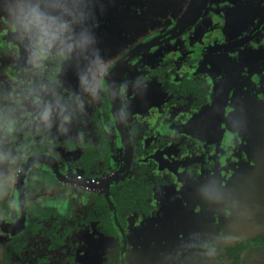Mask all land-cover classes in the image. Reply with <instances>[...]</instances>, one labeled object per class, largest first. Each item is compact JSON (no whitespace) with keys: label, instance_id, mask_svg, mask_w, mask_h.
Listing matches in <instances>:
<instances>
[{"label":"flooded vegetation","instance_id":"flooded-vegetation-1","mask_svg":"<svg viewBox=\"0 0 264 264\" xmlns=\"http://www.w3.org/2000/svg\"><path fill=\"white\" fill-rule=\"evenodd\" d=\"M50 2L56 4V0H42L41 10H44L45 13L51 12L50 14H55L54 16L56 17L66 16L64 12L62 13L59 10L58 4L54 8H50L48 6ZM124 2V0H117V4H114L113 10L118 11L121 8L125 10ZM243 2L245 0H235L234 2L232 0L188 1L187 7L176 19L172 20V22L170 21V24L149 32L144 38L128 48L112 52L113 54L109 57L111 59L106 64L108 74L104 77V85L98 92L99 97L93 99L92 97L85 96L84 108L82 114L79 115V119L73 120L69 125H64L67 130L75 126L72 132L73 135L67 134L66 138H57L56 135L62 132L56 131L54 133L53 128H51L48 132V136L52 139V150L50 152L35 153L23 160L18 166H5L2 173L17 190V178L23 164L34 156L50 157L53 159L54 165L46 161L38 163L47 164L53 171L55 170L60 177V181H63L69 187V191L74 190L76 187L84 189L82 191L86 193L87 200L92 203L89 205L90 208L97 206L95 199L90 197L92 192L104 197L113 213L115 221V226L113 227L115 228L114 233L104 232L102 230V228H105L104 225L100 227L97 221L91 220L90 223L67 236L69 238L66 239L69 241H66L65 244H70V239L76 236V234L85 233L86 235L80 238V242L83 241L82 244L86 247L88 240L92 241L90 247L92 253L95 254L97 249L101 250L102 248L97 247V243L93 239L115 238L118 244L117 250L112 251L110 254L108 252L105 255L104 262L100 264H130L129 254L132 253L134 256L137 255V259L131 262L132 264H156V262L168 260L171 255L178 253L181 255L186 254L191 259L188 262L194 264V260H197V258L201 259L205 251L201 250L203 253L202 255H198V257L189 255V252H186L187 248L182 243V238H180L181 233L178 231L175 233L163 232L155 227L154 222L163 221L165 217H169L170 221L173 222L171 226L175 230L180 225L175 216L178 213L183 218L186 217L184 221L186 227L189 230H194L204 240L206 222L209 220L211 222L212 216L213 220L216 221V213L219 212L218 224L220 229L217 235L218 243H213L215 245L213 263L228 264L234 261L231 249L240 247V244L245 241L248 245L243 246L240 253V259L241 261L243 260V264L248 263L246 255L250 253L257 257L261 261V264H264V232L244 237L223 247L220 241L221 227L233 221L239 224L249 214L264 213V176H257L254 162H252L254 166L246 163L250 161V158L253 159L249 147L252 137L249 136L248 132L254 130L255 127L252 128L250 125L246 127L247 124L233 125L231 122H227L229 112L234 111L236 103L240 99H243V103L249 111H254L256 114V101H258L261 105L260 117L264 121V68L262 71L254 73L251 78H248L249 83L244 88L247 90L244 94L238 90L239 86L237 90L233 88L228 91L227 108L223 115L219 131L220 135L216 133V137L214 136L213 139L207 141L202 136L197 137L189 132H182L180 129L183 127L184 122L196 111L209 104L212 96V82L209 77L205 73L199 72L190 74L185 69V65L189 66L195 63L197 56L202 52H214L215 54L225 51L233 52L248 43L252 44V48H257V46L264 43V0L257 1L256 12L249 26L242 29L236 37L230 40H219L221 30L218 28L222 29V22L225 21L227 13L233 8L231 4L235 5ZM53 9L56 12L52 13ZM83 10L86 12L83 16L84 18L89 14L88 26L90 27L91 23L93 24V32H90L89 35H94L97 40H101L106 38L105 34L107 32L104 30L111 31L112 28L111 35H115L118 41L125 40V30L119 31L120 27H115L118 26L115 25V19L105 10L95 7L93 0H85ZM137 10L142 11V8H137ZM93 15L95 16L92 21ZM210 22L212 24L208 26L210 28L208 29L207 25ZM197 26L204 28L202 36L199 35L193 39V31ZM117 29L118 31H116ZM4 31L6 33L7 30L0 29V50L11 56L15 55V59L7 66L4 63L5 60L3 61L4 66L0 69V81H7L10 75H15L14 69L17 65L21 69L25 67L31 68V65H27L28 54L26 58H21L24 45L17 47L19 43L3 42L5 39ZM262 35L263 37L259 40ZM248 36L249 38H247ZM147 42H151V44L148 45L146 44ZM230 42L234 43L231 46H227ZM119 44L120 42L114 44V46L117 47ZM103 46L97 43L94 47L90 48V51H95L97 48L101 51ZM219 47H222V49H219ZM133 53H136L135 56L129 61L127 60L125 64L123 59H127V54L131 55ZM188 57L192 58L189 59ZM122 61L124 63L120 64ZM117 64L121 65V69L114 77V81L116 80L118 84L121 106V119L119 120L121 122L122 120L124 121V134L120 133L117 120L113 115L109 88L110 72ZM71 68H74V65H66L65 72L67 75L61 77V79L66 80L63 88L65 94L77 88L75 72L70 71L69 69ZM58 71L59 66L53 63L42 76L33 75V73L29 72L23 73L21 78L25 82V86L29 79H35L37 87H39L41 82L48 84L49 80L53 79ZM151 84H156L151 95L148 97L140 96V93L145 88L151 86ZM54 90H56V85L49 84L48 92L41 96V98L43 97V101L48 100ZM235 93L236 97H234ZM137 94L142 100L134 102ZM26 103L29 112L35 109L31 110L29 102ZM101 104L110 110L120 139L117 141L114 139L113 143L115 144L110 150L111 168L97 177H89L88 174L84 173L83 169L77 167L79 156L84 147L77 145L73 148H68L66 143L69 141L77 142L79 140L77 136L78 132H83L84 135H91L93 140L97 141L98 134L95 128L94 115ZM70 112L71 110L69 114ZM76 122H79V124H75ZM55 123H60L61 125V121L58 118ZM262 124L264 126V123ZM34 125L41 129L43 128L42 125L35 123ZM261 131L259 139L264 140V127ZM228 133L230 134V140L225 138ZM8 143H12L11 138L5 142L6 145ZM53 150L57 152V155L51 153ZM77 152L79 153L77 154ZM254 158L258 160L257 156H254ZM12 163L13 161L10 158L9 164ZM38 163L33 164L27 171L24 188L25 204L27 199L31 198L33 192H35L33 188H28L26 183L30 179L31 168ZM6 170L12 172L14 181H11V178L9 179L6 176ZM231 172L234 173L233 180L235 187H232L230 182H226ZM110 174L115 179L108 185L107 190H104L105 188L99 184L96 188H93L81 186L75 182L77 180L88 179L90 184L99 183ZM66 175L71 176L72 181L66 182L62 180L64 177L61 178V176ZM129 179L134 181L136 187L133 194H129L126 187ZM211 179L215 182L214 187L202 190L201 185H208ZM245 179L249 181V186L244 188L239 187V190H237L236 186L241 184V181ZM115 184L121 185L120 210L117 209L114 203L115 210H113L106 197V193L108 192L110 200L113 202L111 199V187ZM225 185H227L226 187L229 190L224 187ZM197 186L200 188L198 195L193 192ZM75 190L77 191V188ZM52 191L54 192V189ZM13 195L14 193H12V197ZM65 197L68 199L69 196ZM131 199L133 202L127 203V200ZM200 202H202L205 208L210 209L203 216H199ZM17 203L19 211L12 208L14 207L13 204L7 203L6 210L9 209L10 212H1L0 219L10 223L16 221L20 216L18 191ZM223 204L225 205L224 210L226 211V215L222 223L221 211L223 210ZM251 209L254 211L251 212ZM240 214L243 215L241 220H239ZM229 215L230 217L228 218ZM233 215H236V218L232 219ZM131 223L138 225L139 228L137 231L139 239L136 237V242L132 245L129 241L131 237L135 236L130 234ZM71 224L75 225V222L72 221ZM197 224H200V226L197 227ZM215 225L216 223H214V228L216 227ZM21 230L14 233L9 232V234L2 233L0 230V233L6 236V238H3L4 240L0 239V242H8ZM87 234L89 236L88 239ZM159 234H163L165 239L169 237L170 241L167 243L149 241L150 238L152 239V237ZM36 236L37 239L44 238L48 240L47 245H43V247L46 250V254H44L47 257L46 262L49 264L51 262V253L61 249L64 245H60L56 241L53 242L49 236L42 232L36 234ZM171 238L177 239L173 244L178 245L180 248L171 243ZM28 239L29 236H27L25 241L24 239H18L21 244L20 255L18 256L26 260L29 259V264H32L34 260H31L29 257H23V254L28 252L25 250V247L30 242ZM206 239L210 240V236L206 235ZM203 240L202 242L206 243V240ZM209 250L212 253V247ZM216 253L219 254L217 255ZM117 258L120 261H116ZM40 261L39 263L45 264L42 259ZM160 264H173V262L170 260Z\"/></svg>","mask_w":264,"mask_h":264},{"label":"rangeland","instance_id":"rangeland-1","mask_svg":"<svg viewBox=\"0 0 264 264\" xmlns=\"http://www.w3.org/2000/svg\"><path fill=\"white\" fill-rule=\"evenodd\" d=\"M124 9L121 8V10L114 11L113 6L114 4H117V0H93L95 7L100 8L102 10H105L108 12L114 19H115V27H120L119 31L125 30L124 38L125 40L118 41L115 37V35H111V31H107V34H105L106 38H103L101 40H97V43L99 45H104L102 47V50L100 51V60L103 61L105 64H108V60L113 53L112 52H118V50H122L125 48H128L129 46L134 45L137 43L140 39L144 38L149 32H153L157 30L158 28L165 26L167 24H170L172 20L176 19L183 10L187 7L188 1L191 0H124ZM233 2L235 0H232ZM257 1L258 0H245L243 3H237V4H231L233 7L230 9V12L227 13V17L225 19L222 26V29L220 27L218 28L221 30V34L219 35L220 41H226L230 40L237 36V34L244 29L245 27L249 26L251 23L253 16L256 12L257 7ZM3 0H0V3H2ZM9 7H14V5L18 2V0H8ZM25 3L29 2H35V0H23ZM136 5H135V4ZM58 4L59 10L65 14H71L72 16H75L76 18H81L86 14V12L83 10L85 7V0H56V4L54 2H50L48 6L50 8H54L55 5ZM142 8V11H138L137 8ZM50 11V10H49ZM44 12V10H43ZM56 12L54 9L52 13ZM48 15L54 16L53 14H50L51 12H46ZM56 17V16H54ZM67 18L66 16H62ZM60 18V17H57ZM86 22H88L89 14L85 17ZM171 21V22H170ZM212 22L208 23L207 28L210 29L208 26H211ZM88 25V23H87ZM198 25V24H197ZM201 26V24H199ZM215 28V27H214ZM0 29H6V33L4 35L5 39L3 42L7 43H19V36L18 34L12 33L11 29L8 27V20L7 17L0 16ZM204 28L196 27L193 31V39L197 36H202V31ZM118 31V29L116 30ZM10 33V34H9ZM120 34V33H118ZM111 35V36H110ZM122 35V34H120ZM110 36V37H109ZM263 35L260 37L259 40ZM119 45L114 46V44ZM258 42V41H257ZM256 42V44H258ZM91 47H94L91 46ZM166 47V46H165ZM252 44H246L242 46L241 48L229 52L225 51L222 53L215 54L214 52H202L199 53V56H197V60L195 63L190 64L189 66L185 65V69L189 71L190 74H196V72L199 73H205L209 79L212 82V96L210 98V102L208 105L202 107L196 113H194L189 119H187L183 127L180 128L182 132L184 131L191 133L194 136H202L205 140L213 139L215 134H219L220 127L222 124L223 115L225 113V109L227 108V93L230 89L235 88L237 90V87L239 86V89L243 94L247 91L244 88L248 86L249 79L253 76L254 73L260 72L264 68V43L257 46V48H252ZM167 48V47H166ZM111 52V53H109ZM102 53V54H101ZM191 59L192 57H188ZM15 59V55L11 56L10 54H6L5 52H2L0 50V69L3 68L4 63L5 66L9 65L12 60ZM5 60V61H4ZM4 61V63H3ZM184 61V60H182ZM107 62V63H106ZM239 84V85H237ZM156 87V84H151V86L145 88L141 93L140 96L148 97L151 95L152 90H154ZM264 89V88H263ZM241 93V94H242ZM249 94V92H247ZM238 95V94H237ZM136 95V98L134 99V102H138L142 100ZM234 97H236V93L234 94ZM43 101V97L41 98ZM237 105L234 108L233 112H229L227 116V122H231L233 125H242L247 124L250 125L252 128L255 127L254 130L249 131V136L252 137L251 142H249V147L251 149L253 159L250 158V161H247L248 165L254 166L252 162L255 163V172L257 176H264V140H260V135L262 133L263 124L264 121H262V118L260 117V110L261 105L258 101H256V109L257 114L254 111H249L247 106L244 105L243 99H240L237 101ZM248 105V104H247ZM30 109L33 110L36 106L31 104L29 102ZM263 117V116H262ZM57 119L53 122V131L54 133L60 128V123H55ZM59 122V121H58ZM75 124H79V122H76ZM75 126L70 127V130H67L66 134L59 133L56 135L57 138H66L69 135H73V129ZM250 127V128H251ZM251 130V129H250ZM216 137V136H215ZM225 138L227 140H230V134H226ZM259 142V143H258ZM230 144V143H228ZM79 152H77L78 154ZM254 156L258 157V160L254 158ZM6 176L10 179L11 177H14L12 172L10 170H6L5 172ZM226 174V173H225ZM230 177L228 176L226 179V182L229 183L233 187L234 186V173H229ZM11 181L14 179H10ZM207 184V183H206ZM215 185V182L211 179L208 185H201V189L206 188H213ZM225 185L224 187H226ZM249 181L243 180L241 181V184H238L237 190L240 188L248 187ZM235 187V186H234ZM229 190V188H227ZM231 190V189H230ZM52 195V192L49 191ZM194 194L198 195L200 193L199 186L196 187L195 191L193 190ZM229 195V194H228ZM200 211L199 216H203L204 213H208L210 209L205 208L202 205V202H200ZM224 204L222 205L223 210L221 211V217H222V223L224 222V216L226 215V211L224 210ZM254 209V208H253ZM251 209L250 211L253 212L254 210ZM219 212L216 213L217 219L216 221L210 220L206 222L205 224V234L210 236V240L206 239V235L204 240H206V243L202 242L203 239L197 235V233L193 230H189L188 227H186L185 218L183 216L179 215L178 213L175 215L180 222L179 227L177 229H173L171 224L173 223L170 221L169 217H165L163 221H155V227L160 229L163 232H170L175 233L178 231L181 233L180 238H182V243L185 246L186 252H189V255H195L198 257V255H202L203 252H201L202 246L207 247V250L205 251V254L202 255L201 259L194 260V264H214L213 263V255L211 253V248L215 243H218V237L217 235L219 227ZM230 215L228 216V218ZM243 217L242 214L239 216V220H241ZM232 219L236 218V215H233L231 217ZM169 219V220H168ZM181 219V220H179ZM227 219V218H226ZM231 219V221H232ZM229 220V219H228ZM255 222H253V221ZM214 223H216V227L214 228ZM238 222L233 221L227 224L226 226L221 227L220 230V241L223 246L230 245L234 243L237 240H240L244 237L264 232V213H257L256 215L249 214L246 219L242 220L237 224ZM197 227L200 226V224L196 225ZM139 230L138 225H135L134 223H131L130 225V234L135 236L130 238V244H135V238L137 237L139 239V235L137 234V231ZM86 234H76V236L72 237L70 239V244H66L65 249H58L55 252L51 253V262L49 264H68V256L70 253H72V246L74 245L73 251L76 253L74 254L77 260V264H100L104 262L105 255L109 252V254L112 251H116V247L118 246L117 240L112 237L108 238H102V239H93L97 243V247H99L101 250L96 251V255L92 253L91 245L92 241L88 240V244L85 247L80 242V238L85 236ZM5 235L0 233V239L6 238ZM154 236V235H153ZM89 238L87 234V239ZM4 240V239H3ZM152 240V242H169L170 239L164 238L163 234H159L158 236L150 238L149 241ZM177 239L171 238V243L173 244L174 241ZM203 240V241H204ZM48 243V240L44 238L38 239V241H35V239H31L28 243L29 246L31 245H38V246H46ZM77 243V244H76ZM212 243V245H210ZM41 244V245H40ZM175 245L177 248H180L178 245ZM28 247V246H26ZM134 248V247H133ZM133 248H131L133 250ZM39 253H44L43 248H38L37 250ZM100 252V253H99ZM217 255L219 253H216ZM185 255V256H184ZM183 256V257H182ZM23 257H29L31 260H34L32 257V251L31 249L26 252V254H23ZM248 263L247 264H261V261L255 257L254 255L247 254L246 255ZM129 259L131 262H134L135 259H137V255L134 256V254H129ZM172 260L173 264H193L188 262L191 260L186 256V254H174L171 255V257L168 260H160L159 262H156V264H160L162 262H167ZM35 261V260H34ZM221 261V260H220ZM130 262V264H132ZM139 264V263H138Z\"/></svg>","mask_w":264,"mask_h":264},{"label":"clouds","instance_id":"clouds-1","mask_svg":"<svg viewBox=\"0 0 264 264\" xmlns=\"http://www.w3.org/2000/svg\"><path fill=\"white\" fill-rule=\"evenodd\" d=\"M41 3L42 0L29 3L18 0L14 7H9L8 0L0 3V16L7 17L8 27L18 34L17 47L24 45L28 53L27 65H31L23 69L17 65L15 75L0 81V146L25 128L31 131L33 123L42 125L43 131H50L57 118L61 121L60 131L66 134L64 125L79 119L85 96L99 97L98 92L108 74L107 65L100 60V50L90 51L91 46L97 44L96 36L89 35L93 32V24L89 27L84 17L77 19L71 14H66L67 18L48 15L41 10ZM53 63L59 66V71L48 84L41 82L37 87V81L29 79L25 86L21 78L23 73L42 76ZM66 65H74L69 70L75 72L77 80V88L68 94L63 91L66 80L61 79L67 75ZM49 84H55L56 90L48 100L42 101L41 96L48 92ZM26 102L35 105V109L29 112ZM83 135V132L77 133L81 140ZM4 159L0 155V160ZM201 250L206 251L207 247L202 246ZM212 253L214 258L215 245Z\"/></svg>","mask_w":264,"mask_h":264},{"label":"trees","instance_id":"trees-1","mask_svg":"<svg viewBox=\"0 0 264 264\" xmlns=\"http://www.w3.org/2000/svg\"><path fill=\"white\" fill-rule=\"evenodd\" d=\"M94 120L98 134L97 141H94L91 135L87 134L83 135L82 140L79 138L77 142L69 141L66 143L68 148H73L77 145L84 147L79 156L77 167L83 169L84 173L88 174L89 177H97L111 168L110 150L115 144L113 143L114 139L115 141L120 139L111 112L107 107L101 104L94 115ZM30 127L31 131L29 128H25L24 131L11 138L12 143L7 145L4 143L0 146V155L5 157L4 160H0V217L1 212H10L9 209L6 210L7 203L13 204L14 207L12 208L18 210L17 190L2 173L5 166H18L23 160L35 153L50 152L52 150V139L48 136L49 131H43L40 127L35 126L34 123ZM51 153L57 155L55 150ZM10 158L13 161L12 164H9ZM29 178L26 186L33 188L35 192H33L31 198L27 199L25 204V223L21 228L22 230L12 237L13 239L8 242H0V264H29V259L27 261L18 256L21 250V244L18 239H24L25 241L27 236H29V241L32 238L38 241L36 234L41 232L60 245H66V241H69L67 236L90 223L91 220L97 221L100 227L104 225L105 228H102L104 232L114 233L115 221L113 213L103 196L92 192L90 197L95 199L97 206L90 208L89 205L92 203L87 200L86 193L82 191L84 189L76 187V191L74 187V190L69 191L66 183L60 181L57 172L44 163L34 165L30 170ZM120 187V184H115L111 187V199L118 210L121 209ZM126 187L129 194H133L136 190L134 181L131 179L128 180ZM53 189L54 192L52 191ZM49 190L52 195L50 192L46 193ZM12 193H14L13 197ZM67 195L69 196L68 199L65 197ZM132 202V199L127 200V203ZM64 212L66 213L63 214ZM72 221L75 222V225L71 224ZM0 230L2 233L9 234V231L1 225ZM247 245L248 243L244 241L240 244V247L232 248L233 253L231 254L234 257V261L228 264H239V262L243 264V260L241 261L240 259V253L242 247ZM27 246L25 250L31 249L32 257L34 256L35 261L32 264H41L39 263L40 259L45 264L48 263L46 262L47 257L44 256L46 250L43 246ZM38 248H43L44 253H39L37 251ZM61 249H65V246H62ZM73 249L74 245L72 246V253L69 254L67 259L69 264L78 263ZM117 260L119 259L117 258Z\"/></svg>","mask_w":264,"mask_h":264},{"label":"water","instance_id":"water-1","mask_svg":"<svg viewBox=\"0 0 264 264\" xmlns=\"http://www.w3.org/2000/svg\"><path fill=\"white\" fill-rule=\"evenodd\" d=\"M194 6V5H193ZM192 6V8H193ZM249 38V36L247 37ZM234 42H230L227 44V46H231ZM146 44H151V42H147ZM144 44V45H146ZM223 45V44H222ZM219 49H222V47H219ZM22 55L21 58H26L27 56V52L24 51V49L22 50ZM130 53V52H129ZM136 53L133 54H127L126 58L127 59H123L125 61V64L127 62V60L129 61L131 58H133L135 56ZM124 61L120 62V64L124 63ZM117 64L112 71L110 72V97H111V103H112V110H113V115L115 116V119L117 120V124L120 128V133L124 134L125 131V125H124V121L122 120V122L119 120L120 118V111H121V106H120V98H119V92H118V84L116 83V80L114 81V77L116 76V74L118 72H120L121 69V65ZM47 159H49L47 161ZM42 161H46L51 163L52 165H54V161L53 159H51L50 157L45 158V156H34L32 158H30L25 164H23V166L21 167V172L17 178V191H18V202H19V207H20V216L19 218L10 223V222H6L0 219V225L2 227H4L5 229H7L9 232L14 233L17 232L19 230H21L23 224L25 223L26 220V211H25V198H24V188H25V178L27 175V171L28 169L35 163L38 162H42ZM64 177L62 180L68 182V181H72L71 176L66 175V176H61V178ZM115 179V177H112V175H108L105 179H102L99 183H94V184H90V181L88 179H82V180H77L75 182L78 183V185L81 186H86V187H93L96 188V186L99 184L100 186H103L105 189H108V185L111 183V181H113ZM118 180V179H117ZM106 197L107 200L111 206V208L113 210L114 209V205L113 202L110 200L109 197V193H106Z\"/></svg>","mask_w":264,"mask_h":264}]
</instances>
